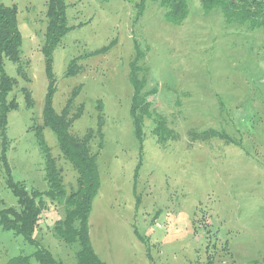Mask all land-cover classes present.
Listing matches in <instances>:
<instances>
[{"label": "rangeland", "instance_id": "obj_1", "mask_svg": "<svg viewBox=\"0 0 264 264\" xmlns=\"http://www.w3.org/2000/svg\"><path fill=\"white\" fill-rule=\"evenodd\" d=\"M3 1L19 7L29 78L5 60L7 72L18 79L11 95L19 100L9 114L8 163L15 180L45 190L44 154L30 128L43 124L49 84L41 50L47 0ZM66 1L75 27L54 53V106L60 111L82 84L76 105L83 102L85 111L72 130L83 135L97 125L98 101L104 105L101 183L90 214L95 251L111 264H264V27L228 20L220 7L206 12L201 0H189L181 25L171 23L158 2L148 1L135 20L130 0ZM110 42L107 52L82 57L78 74L65 75L72 58ZM136 42L145 53L148 86L157 88L150 98L174 129L159 141L154 119H146L142 149L130 110ZM24 86L32 92V108ZM209 128L229 138L190 136V130ZM44 135L71 190L77 171L61 153L55 132L46 127ZM1 150L0 145V156ZM6 178L0 160V208L18 204ZM49 204L37 234L65 264H77L75 249L59 241L50 225L64 216V206ZM35 249L0 224V264L19 254H31L38 264Z\"/></svg>", "mask_w": 264, "mask_h": 264}, {"label": "trees", "instance_id": "obj_2", "mask_svg": "<svg viewBox=\"0 0 264 264\" xmlns=\"http://www.w3.org/2000/svg\"><path fill=\"white\" fill-rule=\"evenodd\" d=\"M135 7V20L144 13L148 1L158 2L163 8L167 19L181 25L190 13L189 0H130ZM206 12L214 7H220L228 20L242 24H249L252 28L264 27V0H201ZM68 3L66 0H47V25L44 42L41 50L45 58V70L49 79L48 89L42 112L43 124L33 125L30 129L35 131L38 143L44 154L45 179L48 187L45 190L28 188L26 183L15 180L8 163V150L11 139L7 128L9 114L19 107L18 97L11 95L18 79L10 75L5 66V60H12L17 64L18 72L22 77L29 79L24 69L23 34L19 27L17 4L8 5L0 0V145L2 146L0 160L2 161L7 178L6 182L17 196V205L0 208V224L5 230H11L15 235H23L25 240L36 245L34 256L38 264H65L55 255L38 235L44 218L48 216L50 202L64 206V216L54 218L52 231L61 242L75 249L77 264H111L103 260L95 251L90 235V214L94 199L100 189V174L98 157L104 147L105 123L104 105L98 102V122L95 127H89L83 135L72 130L74 123L85 111L82 102L76 105V98L81 92L82 84L73 88L65 105L58 111L54 106V95L57 90L54 73V53L63 37L75 26L69 24ZM238 20V21H237ZM83 22L78 25L81 26ZM113 42L95 50L72 58L65 71L66 76L78 74L82 70L80 60L82 57L107 52ZM145 53L136 42L135 54L130 63L129 79L133 86L131 114L134 133L143 148L146 119L152 118L155 127L153 134L164 141L163 134L173 131L167 118L158 112L151 95L157 93L156 87L148 86V68L143 63ZM25 94L27 106H34L32 92L27 87L21 88ZM50 127L56 134L58 146L64 158L71 162L77 171L76 183L71 190L66 187L63 168L59 165L57 157L48 145L44 131ZM193 139L203 140L212 137L229 138L227 134L215 128L203 131L190 130ZM98 137V139H97ZM97 142V150L93 143ZM142 162L138 165H140ZM138 169V168H137ZM137 231V230H136ZM141 238V237H140ZM209 246V245H208ZM8 264H35L31 254H19L9 259ZM154 264V263H152Z\"/></svg>", "mask_w": 264, "mask_h": 264}]
</instances>
